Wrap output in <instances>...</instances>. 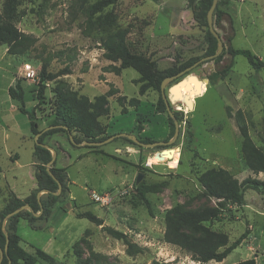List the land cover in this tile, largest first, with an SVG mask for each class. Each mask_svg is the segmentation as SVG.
Returning a JSON list of instances; mask_svg holds the SVG:
<instances>
[{
    "label": "rangeland",
    "instance_id": "374dc122",
    "mask_svg": "<svg viewBox=\"0 0 264 264\" xmlns=\"http://www.w3.org/2000/svg\"><path fill=\"white\" fill-rule=\"evenodd\" d=\"M219 1L218 8L232 19L233 48L248 49L264 60V0ZM8 2L14 9L12 22L19 30L36 37V42L22 55L8 54L6 45H0V199L7 192L8 197L13 194L8 189L15 196H25L35 185L30 167L35 135L28 116L20 108L23 104L31 110L36 105L35 90L43 65L52 73L68 68L70 73L59 79L90 99L109 88L115 89V94L108 98V116L99 118L107 127L103 135L123 132L138 139H172L174 131L170 134L167 112L154 111L158 92L148 89L140 95L138 73L133 68H124L119 74L111 70L110 66L118 65V61L103 57L98 40L103 32L91 28L88 35L82 33L85 16L75 12L73 0H0V11ZM107 10L113 11L116 28H129L126 42L130 49L154 60L159 70L205 56L206 30L196 24L188 0H118ZM221 25L213 22L224 45L221 60L199 61L164 85L167 93L168 87L181 76L193 74L202 78L192 110L181 104V97L171 96L172 110L182 111L183 117L173 142L143 147L116 136L90 148L82 141L73 145L62 131L44 137L46 144L56 148L54 165L59 157L56 167L66 170L67 190L46 220L34 222L40 229L18 220L16 232L27 252L41 248L54 257V264H84L82 261L92 253L102 255L103 264H232L250 257H254L256 264H264V194L251 188H245L243 207L227 204L220 220L205 223L226 233L229 243L248 231L246 238L222 261L200 263L191 259L188 251L163 240L164 216L173 206L199 209L215 204L198 180L205 169L225 168L238 181L247 176L264 180V172L254 174L243 161L242 138L234 118L240 110L251 138L264 150V70L251 68L246 57L238 54L233 57L228 74L221 76L218 70L229 61V24L222 20ZM16 80L24 91L23 103L8 94ZM55 85V81L46 83L45 100L35 108L37 128L41 131L51 126L54 117ZM117 95H125L126 100L138 98L137 109L125 100L127 111L122 113ZM177 104L180 105L176 107ZM137 117L142 131L137 129ZM70 134L82 138L78 132ZM163 149L175 155V167L169 166V158L161 156ZM139 173L142 178L136 183ZM41 192L40 198L45 197V192ZM93 192L105 197V201L95 199ZM84 211L100 217L102 225L125 233L135 245L133 250L129 252L122 239L112 237L101 225L77 216ZM35 264L45 262L38 260Z\"/></svg>",
    "mask_w": 264,
    "mask_h": 264
},
{
    "label": "trees",
    "instance_id": "16d2710c",
    "mask_svg": "<svg viewBox=\"0 0 264 264\" xmlns=\"http://www.w3.org/2000/svg\"><path fill=\"white\" fill-rule=\"evenodd\" d=\"M118 0H73L75 12L79 11L85 16V25L82 33L88 35L90 29L98 28L103 34L99 37V47L103 49V57L112 62H117L118 65H111L110 68L115 74H119L124 68H133L138 77L136 82L138 85V93L144 94L148 89L158 92V99L154 105V111L167 112L166 105L160 93V84L162 80L178 73L179 71L191 66L198 61L200 57H193L177 67H170L166 70H159L156 62L149 57L135 52L130 49L126 42V37L129 33L128 27H115L116 17L112 10H107L111 5H114ZM212 0H188V5L191 14L196 24L205 28V40L207 48L205 56L215 53L217 40L210 33L207 24V11ZM9 3V4H8ZM4 5L0 11V45H6V52L12 55L25 53L36 42V37L30 33H25L19 30L12 22L13 8L11 2ZM221 1L217 2V5ZM216 5L213 11V22L221 27V21L226 20L229 24V33L226 37L229 61L218 70L221 76H226L233 65L232 59L240 54L246 57L251 68L255 70H264V60L253 55L248 49L233 48L232 40V19L226 11L221 10ZM221 54L216 56L214 60L218 63L222 58ZM202 58V57H201ZM68 68L59 69L56 72H49L45 65L39 70V81L35 90V99L37 104L44 102V91L48 81H55L56 85L53 90V114L54 117L50 123L51 128L41 132L37 128L35 120V108L31 110L24 108L23 104L20 111L26 114L30 121V128L33 135L40 133L37 141L33 144L32 155L35 159L34 179L36 187L27 196L19 198L14 194L9 195L5 205L0 209V248L4 250L6 244V236L2 229V221L6 215L27 204L29 209L21 210L10 217L6 218L5 230L8 233L7 248L4 251L0 264H35L38 260L45 264H54L55 259L52 255L45 252L41 248H34V252H27L20 244V236L17 234L18 220H25L28 226L32 229H40V225L34 222L38 220H46L52 211L53 205L64 196L67 190L66 170L54 165V161L50 165V172L46 169V163L52 157L51 151L39 143H45L44 137L55 132H65L68 135L70 132H78L82 138L77 139L72 135L73 145L83 140L101 141L110 135H103L106 132V126H103L99 121L101 116H108L109 106L108 98L115 94V89L109 88L105 92L95 95L90 99L86 95H80L75 90L69 89L65 82L59 77L69 74ZM8 94L11 98L19 100L23 103L24 91L18 80L15 87L8 88ZM125 95H117L116 101L121 106V112L127 111L124 103ZM129 106H133L135 110L139 105V99L130 97L127 100ZM172 109V108H171ZM173 117L167 113L168 124L170 126V134L174 131V120L178 123L183 121L182 111L172 110ZM237 128L241 136L240 150L243 161L250 171L254 174L264 172V150L255 144L249 134L248 125L244 122L243 113L237 110L234 114ZM137 129L143 130L140 123V118L137 117ZM56 125V126H54ZM131 144H136L126 137H122ZM142 142L149 143L154 140L148 137L140 139ZM95 148V146H89ZM56 149V148H54ZM204 193L215 200V204L204 206L199 209H183L179 205L173 206L164 216V232L163 240L167 243L178 246L179 248L188 251L191 259L200 263H205L210 260L222 261L235 247H237L243 239L246 238L248 231L245 230L240 236L229 243L228 235L224 232L216 231L210 228L209 225L215 220L222 218V212L227 204L243 207L245 203L244 191L245 188H251L264 194V180L256 177L247 176L241 181H238L227 169L222 167H211L200 173L198 178ZM58 183L61 185L59 193H54L58 189ZM44 191L45 197L37 199V192ZM143 198V197H142ZM148 205V201L145 200ZM33 212L38 213L34 215ZM78 217H85L95 225H101V229L116 239H122L127 244V250L130 252L135 245L131 243L126 234L107 225H102L103 220L93 214L91 211H84L77 214ZM135 250V249H134ZM138 251L139 248H136ZM102 255L92 253L91 257L82 261L84 264H103L101 261ZM151 264H157L152 262ZM232 264H256L254 257H250Z\"/></svg>",
    "mask_w": 264,
    "mask_h": 264
},
{
    "label": "water",
    "instance_id": "95a60500",
    "mask_svg": "<svg viewBox=\"0 0 264 264\" xmlns=\"http://www.w3.org/2000/svg\"><path fill=\"white\" fill-rule=\"evenodd\" d=\"M216 5H217V0H212L211 5H210V7H209V9H208V11H207L206 18H207L208 29H209L210 33H211V34L216 38V40H217V50H216L215 53H213V54H211V55L204 56V57L200 58L198 61L194 62L191 66L187 67L185 70H187V69L189 70L192 66H194L195 64H197V62H199V61H203V60H212V59H214V58H215L216 56H218V55L222 52V50H223V47H224V45H223V41H222L220 35L217 33V31L215 30V28H214V26H213V11H214ZM183 72H184V71H181V72H179V73H177V74H174V75H171V76H167V77H165V78L162 80L161 84H160V93H161V96H162V98H163V100H164V103H165V105H166L167 113H168L170 116H172V117H173V112H172L171 105H170V104H171V96H174V92H175V90H176V86H177L178 84H183L184 81L186 80V78H187V80H190L191 78H195V76H194L193 74H187L186 76H181L176 82H174L173 84H171V85L168 87L167 93L164 92V85H165V83H166L167 81H169V80H173V79L177 78V77H178L179 75H181ZM194 84H195V87H196V85H197V81H195ZM179 101H181V103H182L183 105H186L187 107H191L190 104H188V100L186 99V97H183V99H182V100H179ZM54 126H56V125H54ZM51 127H53V126H50V127H48L47 129H49V128H51ZM45 130H46V129H45ZM43 131H44V130H43ZM178 131H179V124H178V122H177L176 120H174V134H173L172 139L167 140V141H152V142H149V143H145V142H142L140 139H138L134 134H131V133H123V132H122V133H118V134H116V135H110V136L107 137L106 139L101 140V141H98V142H96V141H87V140H83L82 143L85 144V145H90V146H92V145H100V144H104V143L110 141L111 139H113V138L116 137V136H122V137H126V138L130 139L132 142H134V143H136V144H138V145H140V146H143V147H153V146H156V145H164V144H169V143L173 142V141L176 139V137H177ZM41 132H42V131H41ZM41 132L35 134V142L37 141V137L40 135ZM69 139H70L71 141H73V138H72V135H71V134H69ZM73 142H74V141H73ZM37 143L40 144V145H43V146L46 147V148H48V149L51 151V153H52V157H51L50 161L46 163V169H47V171L49 172V174L51 175V172H50V169H49V168H50L51 163L55 160V157H56V151H55L54 148H52L51 146H49V145L46 144V143H39V142H37ZM74 143H75V142H74ZM76 144H81V143H76ZM168 149H171V148H168ZM162 151L165 152V151H167V149H163ZM141 178H142V174L139 173V174L137 175V177H136L135 182H136V183H139V181L141 180ZM60 189H61V185L58 183V189H57V191L54 192V193H59V192H60ZM39 193H40V192H37V199H38V201H40V194H39ZM25 209H29V210L31 211L30 207H29L27 204H23V205H22L21 207H19L18 209H15V210L9 212V213L6 215V217L3 219V221H2V229H3L4 234H5V236H6V244H5L4 250H2V249L0 248V260L2 259L3 254H4V251H6V248H7V241H8L7 236H8V233H7V231L5 230V221H6V218H7V217H10L11 215H13V214H15V213H17V212H19V211H21V210H25ZM72 213H73V211H72ZM33 214H34V215H37L38 213L33 212Z\"/></svg>",
    "mask_w": 264,
    "mask_h": 264
},
{
    "label": "bare ground",
    "instance_id": "6f19581e",
    "mask_svg": "<svg viewBox=\"0 0 264 264\" xmlns=\"http://www.w3.org/2000/svg\"><path fill=\"white\" fill-rule=\"evenodd\" d=\"M201 80H202V78H198V77L191 78L190 80H187V78H186V80L184 81L183 84H178L176 86L174 96H172V97H174V98L181 97L182 99H183V97H186V99L188 100V104H190V106H191L189 108L192 110L194 107L195 95H197L200 92ZM195 81H197L196 87L194 84ZM179 105L180 104H177L176 107H178ZM183 106H185V105H183ZM185 110L188 111L187 108H185ZM161 156L169 158L168 161H169L170 167H175L177 165V162L175 160V155L172 154L169 150H167L165 152H161Z\"/></svg>",
    "mask_w": 264,
    "mask_h": 264
},
{
    "label": "crops",
    "instance_id": "0c3cea01",
    "mask_svg": "<svg viewBox=\"0 0 264 264\" xmlns=\"http://www.w3.org/2000/svg\"><path fill=\"white\" fill-rule=\"evenodd\" d=\"M33 151V150H32ZM57 156V154H56ZM56 158V157H55ZM59 160V157H57L56 159V166H58V161ZM30 167H32V173H33V177H34V170H35V162H34V158H33V155H32V160H31V164H30ZM2 172V169L0 168V173ZM9 187V185H7ZM36 187V182H35V185L34 187L32 188V190ZM32 190H28L27 194H25V196H27ZM8 191L12 192L13 194H15L11 189H8ZM40 196L42 195V192L40 191ZM24 195L19 197V198H23L25 197ZM18 197V196H17ZM7 198H8V192L7 194L3 195V197L0 199V209L5 205L6 201H7ZM22 220V219H21ZM20 221V220H19ZM18 225H19V222L17 224V230H18Z\"/></svg>",
    "mask_w": 264,
    "mask_h": 264
},
{
    "label": "built area",
    "instance_id": "2783aa9c",
    "mask_svg": "<svg viewBox=\"0 0 264 264\" xmlns=\"http://www.w3.org/2000/svg\"><path fill=\"white\" fill-rule=\"evenodd\" d=\"M33 75H34V73H33ZM32 75V76H33ZM92 196L96 199H98V200H101V202H104L105 201V197H100V196H98L95 192H93L92 193Z\"/></svg>",
    "mask_w": 264,
    "mask_h": 264
}]
</instances>
